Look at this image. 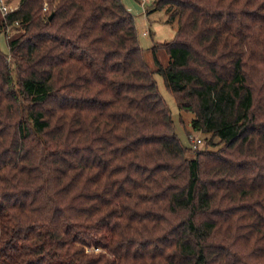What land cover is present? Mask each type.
<instances>
[{
    "label": "trees",
    "instance_id": "16d2710c",
    "mask_svg": "<svg viewBox=\"0 0 264 264\" xmlns=\"http://www.w3.org/2000/svg\"><path fill=\"white\" fill-rule=\"evenodd\" d=\"M155 9L176 23L155 68L122 0L0 15V264H264V0Z\"/></svg>",
    "mask_w": 264,
    "mask_h": 264
},
{
    "label": "rangeland",
    "instance_id": "374dc122",
    "mask_svg": "<svg viewBox=\"0 0 264 264\" xmlns=\"http://www.w3.org/2000/svg\"><path fill=\"white\" fill-rule=\"evenodd\" d=\"M122 1L128 11L134 15L136 20L138 40L144 49L143 52L145 60L150 68H155L156 63L150 46L155 42L170 39L176 29V23L175 21L166 20V14L163 9L150 10L146 13V8L150 7L152 0H148L144 5L141 4L140 0ZM17 2L18 0H8L7 3L14 8ZM0 15H2L1 12ZM146 27L149 28L150 33H143V28ZM0 49L4 53H8L7 38L3 33L0 34ZM155 55L161 64L165 65L167 63L168 55L163 49H156ZM154 78L161 96L170 109L176 136L184 146L190 147L192 150L195 148L191 147L190 135L192 137H199L201 141L197 147L202 148L204 146V139L209 137V133L194 130L189 124L190 119L193 117V113L191 111L181 110L178 108L173 95L166 89L163 78L159 73L154 72ZM214 140H217L216 137ZM214 146L215 145H211L210 147ZM193 153L194 151H190L188 155H193Z\"/></svg>",
    "mask_w": 264,
    "mask_h": 264
},
{
    "label": "built area",
    "instance_id": "2783aa9c",
    "mask_svg": "<svg viewBox=\"0 0 264 264\" xmlns=\"http://www.w3.org/2000/svg\"><path fill=\"white\" fill-rule=\"evenodd\" d=\"M148 0H140L141 4L144 5ZM13 7H11L6 0H0V12L2 15H5L7 12L12 10ZM191 137V147L195 148L197 145L200 143V138L199 137Z\"/></svg>",
    "mask_w": 264,
    "mask_h": 264
},
{
    "label": "crops",
    "instance_id": "0c3cea01",
    "mask_svg": "<svg viewBox=\"0 0 264 264\" xmlns=\"http://www.w3.org/2000/svg\"><path fill=\"white\" fill-rule=\"evenodd\" d=\"M146 13H148L147 10H146ZM144 32L150 33L149 28H147V27H146V28H143V33H144Z\"/></svg>",
    "mask_w": 264,
    "mask_h": 264
},
{
    "label": "water",
    "instance_id": "95a60500",
    "mask_svg": "<svg viewBox=\"0 0 264 264\" xmlns=\"http://www.w3.org/2000/svg\"><path fill=\"white\" fill-rule=\"evenodd\" d=\"M51 15H52V12L49 14V18L51 17Z\"/></svg>",
    "mask_w": 264,
    "mask_h": 264
}]
</instances>
